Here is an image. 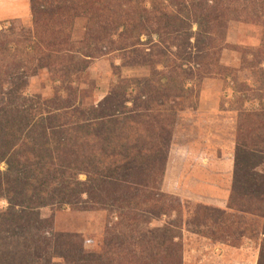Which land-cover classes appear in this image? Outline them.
Returning a JSON list of instances; mask_svg holds the SVG:
<instances>
[{
    "label": "rangeland",
    "instance_id": "obj_1",
    "mask_svg": "<svg viewBox=\"0 0 264 264\" xmlns=\"http://www.w3.org/2000/svg\"><path fill=\"white\" fill-rule=\"evenodd\" d=\"M97 1L73 20L67 41H57V50L50 51L55 57L43 61L26 44L11 43L8 51L11 58L16 55L20 82L26 84L17 96L41 95L42 111L52 114L33 113L41 133L34 143L43 144L19 142L22 158L49 151L73 160L75 135H90L98 156L77 152L83 163L79 180L109 182L103 190L116 203L79 210L16 185L26 204L36 203L34 212L43 220L42 229L51 228L50 238L32 249V241L0 242V264H70L62 255L75 248L99 253L103 264L122 250L133 264H178L170 247L178 250L182 264H258L264 217L250 213L245 198L229 204L232 197L239 201L235 188L244 182L236 178L237 149L244 150L238 155L241 176L252 171L264 178V120L241 135L238 131L240 116L257 113L264 119V0ZM112 8L124 14L122 24L112 19ZM32 17L31 0H0V32L28 30ZM211 36L218 40L213 43ZM9 78L6 74L0 87L5 98ZM112 94L122 100L114 109L108 104ZM71 105L77 112L65 113ZM7 108L10 117L18 113L15 106ZM149 123V136L136 132ZM3 128L0 173L2 179L12 177V184L16 175L8 168L5 148L11 137L4 138ZM82 197L88 200V194ZM9 203L0 197V212ZM128 209L138 215L128 219ZM21 214L30 219L26 211ZM164 240L156 250L146 244ZM8 248L17 249L16 257L5 258Z\"/></svg>",
    "mask_w": 264,
    "mask_h": 264
},
{
    "label": "trees",
    "instance_id": "obj_2",
    "mask_svg": "<svg viewBox=\"0 0 264 264\" xmlns=\"http://www.w3.org/2000/svg\"><path fill=\"white\" fill-rule=\"evenodd\" d=\"M94 1L95 3L98 2L97 0ZM103 2L105 3L104 0H100L99 3L103 4ZM93 7V0H31L33 26L28 28V30H25L24 27H21L20 32L12 30L10 34L0 32V87L6 80V74L10 77L8 82L11 85V89L6 92L10 95L7 98L4 97L5 94L3 89H0V126L4 127V130H2L4 138L11 137L7 139L8 145L5 146V148L7 147V152L10 153L6 158V161L9 165L8 168H10V172L16 175L14 182L11 184L12 177L7 176L6 178L2 179V174L0 173V197H5L10 202L9 208L5 212H0V242L5 243L10 241V243H12L17 242L18 240L20 243L22 240H24L30 241L31 243L32 241L30 245V249H32L37 241L44 244L50 238L49 231H51V228L46 230L42 229L40 224V220L42 219H39L40 216H36V213L34 212L36 203L30 205L26 204L25 201H23L24 198H21L22 196L18 191L16 192L15 186H21V183H23V189H25L27 193L34 189V191L43 194L45 197H51L54 201L59 202V204H68L79 210H93V208L98 205H100V207H97V209H102L104 208L103 206H107L108 204L114 205L116 203V200H112L105 196L106 191H104L103 188L105 184H109V182L102 185V182H100V177H94L91 179L89 178V180L86 182L79 180V175L83 170V163L77 161L79 158L77 152H81L83 155H85V152H88L98 156V153H96L98 152L97 149L93 147L91 141L88 140L89 138H92V136H86L84 133L75 135V145H73L74 147L71 149V151L77 156H75L73 160L69 157H66L62 160L60 157L53 156V152L49 153V151H47L46 155L36 157V153H32L30 157H25L23 159L22 154L19 151V142L22 143L23 141L25 145L34 143V140L39 139L34 136L41 134L36 130L38 122L37 119L32 118L33 113L39 111V113L42 114L39 116L41 118H49L52 114L47 116L44 111H42L43 107H41V101L43 100V97L41 95L37 96L36 98H27L23 97L22 95L17 96V94L20 93L26 84H24L22 81L20 82V63H15L16 55H13L12 58L10 57L11 55L8 51V45L11 43L16 45L17 43L20 45L26 44V46L33 45L36 54L43 61H46V57L48 56L51 58L55 57V54H52L50 51L57 50V41L60 43H62L63 40L67 41V37L69 36L68 33H70L72 29L73 20L79 16H82L84 13L86 14L89 12L88 10ZM111 10L115 15V17L112 19L117 18L120 21V24H122L121 19H124V14L122 12L117 13V9L115 8H112ZM144 17L145 15H143L142 12L138 16L140 21H142ZM212 22L215 24L216 20H213ZM208 34L210 33H207V35ZM210 39L213 41V43L216 42L214 40H218L217 38H213V36H211ZM212 41L208 43V46ZM59 58L60 56H56V59ZM56 62H53V64H57ZM16 67H19V69ZM70 70L71 69L68 68L63 71H65V74H69ZM10 71H15V74L12 77L10 75ZM118 100L120 99H117V97L113 96V94L110 95L108 98V104L111 109H114L116 106H118ZM52 101L55 102L53 99ZM25 102H29L30 104L26 106ZM65 102L69 101H62V103ZM120 103H122V100H120ZM72 105L71 109L66 106L64 110L65 113H72V111L75 113L77 112V109L75 111L76 107L73 109ZM8 106H15L17 109L16 112L18 113H14L10 117L9 114L12 111L8 110ZM2 109L5 111H1ZM18 109L21 110L18 111ZM22 110L23 115L20 113ZM29 110L32 111L30 112ZM18 114H21V121L16 119ZM53 115L57 116L58 114H56V111H53ZM138 115L141 117V115L144 114H142V112H138ZM262 117L263 116L261 114L257 113H250L247 119H243V116H240L238 130L239 135H241L242 131L248 127H250L252 130L256 124L258 125L262 123V120H264ZM141 119L143 118L141 117ZM247 120L252 121V124L247 125ZM28 126L30 129L26 131L24 128ZM261 129L264 130V123L262 124ZM5 131L8 132V136L4 134ZM44 132L46 133V131ZM136 132L145 137L149 136L151 133V123H149L148 129L146 128V130H136ZM96 134L98 135L97 132ZM37 141V143H34L36 147L40 144H43L40 140ZM44 145L47 146L45 143ZM239 151L244 152V150L239 148L236 152V163L238 165L236 170V178H238V180L242 178L244 179V182L235 188V190H238V194H241L239 201L236 200L235 197H232V202L229 204V207H234L232 203L239 204L245 198V201H247L248 205L250 206L248 207L249 212L264 217V178H259L257 175L253 174L252 171L243 173L241 176V171L243 170V167L241 166L243 165L238 159V155L240 153ZM99 153L103 154V159L105 160L104 163L105 165H108L110 163V161L106 158L108 155H104L102 150ZM246 164L247 165H244V168L247 169L250 167V164ZM23 166H29V168L31 167L29 172L28 169ZM47 169L49 171H46ZM21 176H24V179H21ZM156 177H158V175L153 178L156 179ZM147 186L148 196H150L151 200L156 203L157 199L151 197L152 194H154V191H151L153 187L150 185ZM237 187H240V189H237ZM84 193L88 194V200L83 199L82 194ZM15 206H17L16 209ZM19 206L22 207V213L25 211L28 213L30 219L22 215L21 211H18L17 208ZM135 214L138 215L137 212L130 213V209H128V219ZM32 230L35 232L38 231L40 233L35 234V232ZM156 238L163 239L157 234ZM41 239L43 241H41ZM118 239L122 240L123 237L120 236ZM164 243L165 240L156 244L152 243L149 246V242L146 241V244L148 245L147 247L153 250L158 248L157 245H163ZM13 250L14 249L8 248L4 253V256L7 260L9 257H16L15 251L17 249H15V251ZM122 251V253L118 252L111 258L107 259L105 264H133V261L128 260L129 258L125 259L123 257L124 254H126L128 257V253L125 250ZM170 251L171 254L176 256L175 261L178 264H182V258L178 255V250L176 248L170 247ZM62 256L70 264H97L102 263L100 259H104L103 256L100 257L99 253L86 252L76 248L70 253ZM261 256L262 257L260 258L258 264H264V248L261 251ZM95 260L97 261L94 262Z\"/></svg>",
    "mask_w": 264,
    "mask_h": 264
}]
</instances>
